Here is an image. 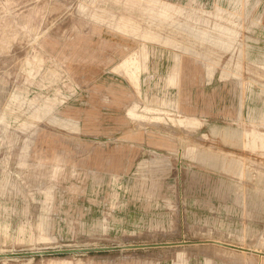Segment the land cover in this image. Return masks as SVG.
Listing matches in <instances>:
<instances>
[{"label": "rangeland", "instance_id": "374dc122", "mask_svg": "<svg viewBox=\"0 0 264 264\" xmlns=\"http://www.w3.org/2000/svg\"><path fill=\"white\" fill-rule=\"evenodd\" d=\"M94 248L0 264H264V0H0V255Z\"/></svg>", "mask_w": 264, "mask_h": 264}, {"label": "water", "instance_id": "95a60500", "mask_svg": "<svg viewBox=\"0 0 264 264\" xmlns=\"http://www.w3.org/2000/svg\"><path fill=\"white\" fill-rule=\"evenodd\" d=\"M219 246L232 248L226 244H219L215 243ZM178 244H156V245H138V246H126L121 248L122 250H137V249H149V248H161V247H171L177 246ZM115 248H94V249H69V250H60V251H53V252H31V253H24V254H12V255H0V258H8V257H35V256H42V255H67V254H82V253H100V252H109L114 251ZM260 256H264V254L256 253Z\"/></svg>", "mask_w": 264, "mask_h": 264}, {"label": "crops", "instance_id": "0c3cea01", "mask_svg": "<svg viewBox=\"0 0 264 264\" xmlns=\"http://www.w3.org/2000/svg\"><path fill=\"white\" fill-rule=\"evenodd\" d=\"M207 36H201V40H206Z\"/></svg>", "mask_w": 264, "mask_h": 264}, {"label": "bare ground", "instance_id": "6f19581e", "mask_svg": "<svg viewBox=\"0 0 264 264\" xmlns=\"http://www.w3.org/2000/svg\"><path fill=\"white\" fill-rule=\"evenodd\" d=\"M133 72V71H132ZM257 140H260V141H262V139L261 138H259V137H257ZM256 139L254 140V141H257Z\"/></svg>", "mask_w": 264, "mask_h": 264}]
</instances>
